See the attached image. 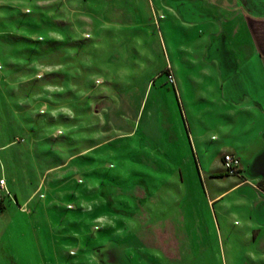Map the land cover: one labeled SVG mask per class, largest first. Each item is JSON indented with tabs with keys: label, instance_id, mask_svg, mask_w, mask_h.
I'll use <instances>...</instances> for the list:
<instances>
[{
	"label": "rangeland",
	"instance_id": "1",
	"mask_svg": "<svg viewBox=\"0 0 264 264\" xmlns=\"http://www.w3.org/2000/svg\"><path fill=\"white\" fill-rule=\"evenodd\" d=\"M217 8L230 9L0 0V264L263 263L225 234L238 229L223 226L222 201L209 203L213 151L208 164L192 151L165 71L187 79L199 76L194 63L209 65ZM64 72L67 85L38 95V78Z\"/></svg>",
	"mask_w": 264,
	"mask_h": 264
},
{
	"label": "crops",
	"instance_id": "2",
	"mask_svg": "<svg viewBox=\"0 0 264 264\" xmlns=\"http://www.w3.org/2000/svg\"><path fill=\"white\" fill-rule=\"evenodd\" d=\"M208 2L230 8L227 13L217 8L208 14L209 65L194 63L199 76L187 79L166 71L173 78L187 124V117L191 118L192 151L200 154L205 164L206 149L213 151L209 203L222 201L219 214L223 226L238 229L235 234H225L254 245L264 264V0ZM228 153L239 158L240 171L225 182L221 161ZM220 218L215 216L219 228Z\"/></svg>",
	"mask_w": 264,
	"mask_h": 264
},
{
	"label": "trees",
	"instance_id": "3",
	"mask_svg": "<svg viewBox=\"0 0 264 264\" xmlns=\"http://www.w3.org/2000/svg\"><path fill=\"white\" fill-rule=\"evenodd\" d=\"M83 65V64H82ZM166 71V70H165ZM64 77L63 78H51V77H49L48 75H45V76H43L40 80H42V82H39L40 83V89H39V92L40 93H45L44 95L45 96H49V94H48V92L47 91H45V88H43L44 87V85L45 86H49V85H52L53 83H56V84H59V85H65L67 82V80L69 79V78H67L66 76H68V77H70L69 76V73H66V72H64ZM39 81V80H38ZM85 82H87L86 80H84V83L81 85V83H80V87L79 88H77V90H79V91H81V90H88V86L89 85H87ZM88 84H89V81H88ZM67 85V84H66ZM65 89V90H64ZM63 89V92L61 93L62 95L60 96V98L64 101V102H66L67 103V101L63 98V94H65L66 93V88H64ZM71 89H70V87H69V91H70ZM85 90V91H86ZM47 92V93H46ZM45 96L43 97V99L45 100V101H49V98H45ZM39 100V99H38ZM41 100V99H40ZM39 100V101H40ZM42 101V100H41ZM71 101H72V99H71ZM83 157L85 156V155H82ZM3 203V198H0V208H2V204ZM105 206H107L108 208L110 207V201L109 200H107V201H105ZM19 207V209H20V211L21 212H23V213H27V211H26V209L24 208V207H21V206H18ZM160 261H161V258H160Z\"/></svg>",
	"mask_w": 264,
	"mask_h": 264
},
{
	"label": "built area",
	"instance_id": "4",
	"mask_svg": "<svg viewBox=\"0 0 264 264\" xmlns=\"http://www.w3.org/2000/svg\"><path fill=\"white\" fill-rule=\"evenodd\" d=\"M169 79L173 82L171 75H169ZM221 163L223 170L227 175H237L240 171V160L233 154H224L222 156ZM1 191L4 193V195L9 196V194L5 191V181L3 179H0V192Z\"/></svg>",
	"mask_w": 264,
	"mask_h": 264
}]
</instances>
